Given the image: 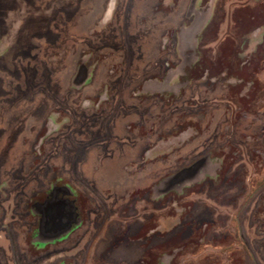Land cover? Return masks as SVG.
I'll use <instances>...</instances> for the list:
<instances>
[{"label": "rangeland", "instance_id": "rangeland-1", "mask_svg": "<svg viewBox=\"0 0 264 264\" xmlns=\"http://www.w3.org/2000/svg\"><path fill=\"white\" fill-rule=\"evenodd\" d=\"M0 264H264V0H0Z\"/></svg>", "mask_w": 264, "mask_h": 264}, {"label": "flooded vegetation", "instance_id": "flooded-vegetation-1", "mask_svg": "<svg viewBox=\"0 0 264 264\" xmlns=\"http://www.w3.org/2000/svg\"><path fill=\"white\" fill-rule=\"evenodd\" d=\"M62 198H67V197H66V196H63ZM70 199L73 200V201L75 202V204L77 205V198L75 197V194H73V195L71 196ZM44 201H45V200H44ZM46 201H47V198H46ZM76 219H77V220H75V221L72 223V225H71L70 234L73 233V232H75V231H77V230L79 229L80 225L82 224V221H83V220L81 221V219H80L79 217H76ZM64 237H65V236H64ZM64 237H62V238H64ZM62 238L59 239V240H57V241H61Z\"/></svg>", "mask_w": 264, "mask_h": 264}, {"label": "water", "instance_id": "water-1", "mask_svg": "<svg viewBox=\"0 0 264 264\" xmlns=\"http://www.w3.org/2000/svg\"><path fill=\"white\" fill-rule=\"evenodd\" d=\"M53 218H54V216H52L51 214H49V219H46L47 221L45 222V224H44V221H43L42 226H41V229H40L42 233H44L43 232L44 230L46 232H48L50 229L52 230L54 228L53 227V223H54ZM70 229H71V227H69L68 230H66V231H70Z\"/></svg>", "mask_w": 264, "mask_h": 264}]
</instances>
